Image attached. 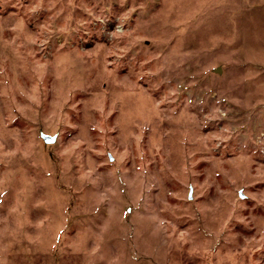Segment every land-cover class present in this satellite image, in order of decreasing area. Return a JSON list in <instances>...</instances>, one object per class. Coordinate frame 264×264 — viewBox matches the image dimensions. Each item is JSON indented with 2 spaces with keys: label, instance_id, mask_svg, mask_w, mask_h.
<instances>
[{
  "label": "rangeland",
  "instance_id": "obj_1",
  "mask_svg": "<svg viewBox=\"0 0 264 264\" xmlns=\"http://www.w3.org/2000/svg\"><path fill=\"white\" fill-rule=\"evenodd\" d=\"M0 264H264V0H0Z\"/></svg>",
  "mask_w": 264,
  "mask_h": 264
},
{
  "label": "water",
  "instance_id": "obj_2",
  "mask_svg": "<svg viewBox=\"0 0 264 264\" xmlns=\"http://www.w3.org/2000/svg\"><path fill=\"white\" fill-rule=\"evenodd\" d=\"M43 139H44L45 143H47V144H52L56 141V137H52L49 135H43Z\"/></svg>",
  "mask_w": 264,
  "mask_h": 264
}]
</instances>
